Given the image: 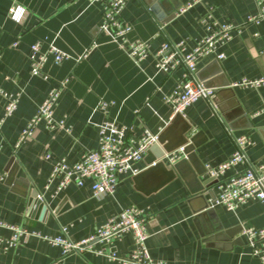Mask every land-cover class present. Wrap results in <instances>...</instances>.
I'll return each instance as SVG.
<instances>
[{"label": "crops", "instance_id": "obj_1", "mask_svg": "<svg viewBox=\"0 0 264 264\" xmlns=\"http://www.w3.org/2000/svg\"><path fill=\"white\" fill-rule=\"evenodd\" d=\"M103 1L0 0V90L20 95L12 116L0 123V172L4 173L0 222L38 234L23 236L14 248L1 252L0 264H50L60 257V250L44 236H63L61 229L65 228L67 237L80 241L131 205L144 213L146 247L153 260L166 264H262L240 232L264 227V203L250 201L235 212L212 207L217 181L210 184L204 199H191L178 175L144 194L133 178L148 168L147 152L133 164L138 173L120 176L112 195L94 198L89 183L82 187L70 184L57 194L55 183L44 189L54 161L63 158L74 163L96 148L102 122L124 126L136 138L144 130L159 134L165 128L171 110L163 97L181 81L182 69L169 75L157 72L155 52L164 40H184L191 49L206 35L203 20L207 17L218 24H230L234 30L218 48L224 59L218 64H212V58L197 63V72L204 74L214 93L209 104L198 100L185 111L186 120L194 125L190 131L194 153L205 169H214L232 154L233 139L244 135L252 142L246 150L248 161L264 163V87H230L241 78L264 76V22L247 21L257 12L254 0H199L183 13L179 8L192 0H127L121 20L130 27L128 39L150 46L148 56L139 63L112 41L110 33L99 30ZM13 4L25 9L18 24L8 18ZM35 43L41 51L53 44L68 55L58 65L48 57L43 66L48 80L30 74V47ZM223 82L228 87H222ZM60 84L53 117L64 120L69 133L48 130L39 123L15 148L20 132L49 90ZM99 102L109 104L105 113L97 109ZM4 103L0 100V119ZM244 169L245 165L231 168L219 181ZM208 176L206 172L198 180ZM159 179L157 172L144 180V186L149 188ZM30 189L37 191L44 212L28 206ZM0 236L8 238L10 231L0 227ZM93 248L127 256L132 236L126 234L110 246L94 243ZM63 264L115 263L85 252L67 256Z\"/></svg>", "mask_w": 264, "mask_h": 264}, {"label": "built area", "instance_id": "obj_2", "mask_svg": "<svg viewBox=\"0 0 264 264\" xmlns=\"http://www.w3.org/2000/svg\"><path fill=\"white\" fill-rule=\"evenodd\" d=\"M126 1L104 0L102 2L103 14L99 30L110 33L112 41L122 48L133 62L139 63L148 56L150 46L146 42L128 39L130 27L121 20V11ZM198 1L192 0L191 3L181 6L179 12L183 13ZM254 2L257 12L247 21L258 24L264 22V0H254ZM24 15L25 9L18 4H13L8 10V18L17 24L22 21ZM203 22L207 33L191 49H187L184 40L177 42L164 40L155 52L154 67L157 72L169 75L177 68L182 69L181 81L163 97L164 103L171 110L169 121L176 114L185 117L186 109L198 100H204L208 104L211 102L214 90L203 87L197 82L195 77L198 70L197 63L206 58L217 61L224 59L223 53L219 52L218 48L230 39L234 27L230 24H218L209 17ZM49 56L52 57L55 65L68 59V55L53 44H49L45 51L40 50L38 43L30 47L31 76L48 80L43 72V66ZM61 85L49 90L36 113L20 132L15 148H19L32 135L35 126L39 123H43L48 130L63 129L69 133L64 120H55L53 117ZM230 87L256 90L264 87V76L256 79L241 78L231 83ZM19 96L18 93L9 94L0 90V100L5 102L0 123L12 116L17 108ZM108 105L106 102H99L97 109L105 113ZM157 137L158 134L144 130L141 136L136 138L129 133L126 127L104 121L98 127L96 148L83 153L74 163H68L63 158L54 161L44 189L48 190L55 183L54 194H57L70 184L82 187L89 183L94 198L100 199L112 195L120 176L128 172H132L133 175L138 173L137 169H133V164L142 160L150 146L157 142ZM233 144L234 150L224 162L214 169H207V174L217 179L212 207L219 206L228 212H235L250 201L264 203V163L248 161L246 150L252 145L248 137L244 135L235 137ZM183 156L184 147H178L170 153H165L161 160L165 165L172 166ZM44 157L49 159L50 155L46 154ZM239 165H245V169L219 181V177L227 170ZM3 180L4 173L0 172V182ZM0 227L10 231L8 238L0 236V253L14 248L23 236H38V234L27 232L20 226L0 222ZM61 232L63 236L43 237L51 246L60 250V257L50 264H63L67 256L81 255L85 252L105 256L115 264H166L164 261L153 260L150 257L146 247L148 236L144 224V213L132 205L122 209L116 216L96 227L88 237L80 241H73L67 237L65 228H62ZM126 234L132 236V249L127 256H118L113 251L105 253L103 250L93 248L94 243L110 246L120 241ZM240 235L247 239L251 254L264 264V227L243 228Z\"/></svg>", "mask_w": 264, "mask_h": 264}, {"label": "water", "instance_id": "obj_3", "mask_svg": "<svg viewBox=\"0 0 264 264\" xmlns=\"http://www.w3.org/2000/svg\"><path fill=\"white\" fill-rule=\"evenodd\" d=\"M212 64H218V61L213 59ZM195 77L203 87L212 88L207 84L203 73L197 72ZM226 86L228 87V83L223 82L222 87ZM193 127L194 125L191 122L179 114H176L167 122L165 128L158 134L157 142L147 150L148 168L133 178L134 185L140 192L144 194L153 192L178 175L186 184L188 192L192 197L191 199H204V194H206L210 184L215 183L217 179L208 176L204 181L198 180V176L206 173L207 169L200 164L194 153L196 145L194 136L190 134ZM178 147H184V156L175 164L168 167L161 159L165 153H170ZM157 172L161 175V179L153 186L146 188L144 180L151 178ZM28 206L30 208L34 206V208L39 207L44 212L45 206L38 197L36 190H29ZM208 209V204H205V210Z\"/></svg>", "mask_w": 264, "mask_h": 264}]
</instances>
